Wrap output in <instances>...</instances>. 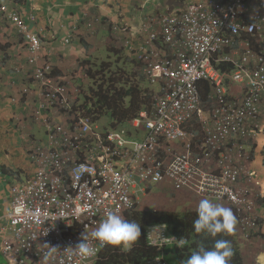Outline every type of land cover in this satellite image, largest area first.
Segmentation results:
<instances>
[{
  "label": "built area",
  "instance_id": "built-area-1",
  "mask_svg": "<svg viewBox=\"0 0 264 264\" xmlns=\"http://www.w3.org/2000/svg\"><path fill=\"white\" fill-rule=\"evenodd\" d=\"M240 1H192L175 14L155 18L160 33L145 29L146 37L139 41L113 28L142 64V74L160 83L151 111H141L131 123L142 134L140 141L127 140L124 130L102 131L90 117L76 114L67 95L70 83L53 73L52 56L38 62L43 29L29 24L33 16L24 20L0 2V35L11 25L23 38L25 63L36 87V106L16 121L37 123L45 135L29 137L33 177L10 187V209L1 232L11 236L0 246L8 264H93L106 245L91 234L106 214L123 216L148 186L165 182L176 191L227 203L242 239L262 237L251 187L256 174L244 172L240 161L245 157L243 142L256 135L255 127L264 118V0L254 5ZM159 36L163 49L155 43ZM71 38L72 33L62 44L69 45ZM224 64L231 65L230 76L219 69ZM201 82L209 86L211 105L201 101ZM228 82L244 83L239 99L228 100ZM31 95V88L22 86L13 102L25 98L29 106ZM208 105L210 116L202 117ZM194 119L201 124L198 140L188 129ZM243 175L246 182L240 185ZM83 233L95 247L89 258L72 251ZM147 238L157 249L185 243L169 237L162 224L150 225ZM146 264L165 263L156 258Z\"/></svg>",
  "mask_w": 264,
  "mask_h": 264
},
{
  "label": "crops",
  "instance_id": "crops-1",
  "mask_svg": "<svg viewBox=\"0 0 264 264\" xmlns=\"http://www.w3.org/2000/svg\"><path fill=\"white\" fill-rule=\"evenodd\" d=\"M193 0H0L2 5L8 8H15L21 12L24 19L34 17L33 24L36 28H42L41 35L42 49L38 62L51 54L54 59V72L59 75L67 73V69L75 65L78 59L91 55L99 48H107L106 45H122V39L116 41L110 38L111 26L117 27L120 32H127L129 29L140 30L141 22L147 17H157L168 12L175 14ZM94 30L88 33V27ZM156 29V28H155ZM157 30V29H156ZM94 31V33H93ZM72 33V42L69 46L62 44V41ZM124 34V33H123ZM126 35L124 34V38ZM119 38V37H118ZM0 246L4 239L10 238V234L1 228L6 226L4 218L10 209V187L22 184L33 177L34 167L28 160L27 149L29 139H44L38 132L41 126L33 122L16 121L17 116L21 119L31 112L36 106L35 90L32 82L24 75L18 73L16 66H25V51L23 40L8 25L0 35ZM94 45V46H92ZM92 50V51H91ZM94 50V51H93ZM88 54H87V53ZM6 58V59H5ZM5 59V60H4ZM74 65L72 67H74ZM28 69V68H27ZM12 83H18L13 87ZM239 85V84H238ZM22 86L30 87L31 97L28 98L31 104L13 102ZM228 90H230L228 88ZM228 100L239 99L236 93H229ZM205 105V104H204ZM210 111V110H209ZM207 107L202 109L206 117ZM256 135L243 142L244 159L241 166L244 172L255 171L256 178L253 185V193L256 195L257 212L261 222V229L264 231V118L259 120ZM43 133L44 129L42 128ZM189 131L195 136L201 135V124L194 119ZM30 137V138H29ZM199 139V138H198ZM177 151L180 146H177ZM246 182L244 176L240 179V185ZM195 199V200H193ZM193 206L198 208L200 199L192 198ZM213 203H218L212 201ZM225 207V203H219ZM240 246L245 264H256L255 259L259 251L264 249V234L259 239L244 240L241 238ZM255 253V254H254ZM255 255L250 260V255ZM252 259V258H251ZM0 264H8L6 258L0 251Z\"/></svg>",
  "mask_w": 264,
  "mask_h": 264
},
{
  "label": "trees",
  "instance_id": "trees-1",
  "mask_svg": "<svg viewBox=\"0 0 264 264\" xmlns=\"http://www.w3.org/2000/svg\"><path fill=\"white\" fill-rule=\"evenodd\" d=\"M110 31V38L120 41L113 28H110ZM156 33L159 34L160 30H156ZM158 38L159 40L155 43L159 49H163L160 36ZM0 47L3 48L1 45ZM106 47V52L114 55L102 57L96 52H92L91 55L86 52L88 55L78 59L75 65L73 63L74 67L72 65L70 69H67L66 74H57V76L69 81L67 95L74 100L73 111L76 114L90 117L98 123L99 127H101L103 116L108 115L109 128L104 126L100 129L107 132L124 130L126 139L134 141V139H140V135L138 130L132 128L131 123L141 111H151L154 98L160 92V83H151L150 79L142 74V64L127 51L126 47L109 43ZM111 56L115 58L110 59ZM27 68L21 69V72H24V75L32 82L30 68ZM231 68L230 64L221 66L222 70H231ZM53 73L56 75L54 71ZM198 87L202 103L209 101L208 104L211 105L208 84L201 82ZM18 100L20 103L27 101L25 98H18ZM208 106H206V114L210 116V111H208L210 106ZM201 137L197 135L195 140ZM231 146L232 144L229 143L228 147ZM151 189L152 187L148 186L146 194L150 193ZM141 203L147 209H141L136 205L123 214L125 219L139 223L140 238L131 247L106 245L100 250L93 264H146L147 261L155 258H161L165 264H183L198 244L203 243L207 248L213 245V238L194 232L193 221L196 219L197 209L183 212L167 211L149 209V200ZM155 224L167 226L170 235L184 237L185 244L183 246L171 245L159 250L150 246L147 239V228ZM215 239H227L231 242L234 254L230 264H245L240 246L238 223L234 234L230 236L220 234Z\"/></svg>",
  "mask_w": 264,
  "mask_h": 264
},
{
  "label": "clouds",
  "instance_id": "clouds-1",
  "mask_svg": "<svg viewBox=\"0 0 264 264\" xmlns=\"http://www.w3.org/2000/svg\"><path fill=\"white\" fill-rule=\"evenodd\" d=\"M193 1H195V0H193ZM205 1H207V0H205ZM191 2H189L188 4H190ZM185 7H183L179 11L183 10ZM9 9H15V8L10 7ZM18 12L20 13L21 17L23 18L21 12L20 11H18ZM162 15H172V14L168 13V12H164V14H162ZM159 16H161V15H158L157 17H159ZM157 17H155V18H157ZM155 18L146 16V19L143 22H141L142 26H141L140 30H133L132 31L131 30L132 28H131V29H129L128 32L131 34H134L136 36V39L139 41V39L146 37L145 29L146 30H152L153 29V30H155V32H156V29L159 30V27L154 22ZM24 20H26V19H24ZM35 24H36V22H34L33 25H35ZM111 28L118 29L117 27H114V26H111ZM88 30H89V32H91V30H94V29L90 26V28H88ZM14 31H15V29H14ZM93 33H94V31H93ZM22 40H23V38H22ZM157 40H159V38ZM40 42H41V37H40ZM70 43H69V45H70ZM41 45H42V42H41ZM69 45H67V46H69ZM122 46H124L123 42H122ZM23 49H24V46H23ZM49 55H51V54H48L47 56L49 57ZM52 60H53V62H52V64H53L55 62V59L53 56H52ZM20 69H23V68L19 67V70ZM27 79H28V77H27ZM12 84L18 85V83H12ZM139 135H140V139H141L142 134L139 133ZM241 162L242 161H240V165H241ZM252 172H255V171H252ZM256 177L257 176H255V178ZM186 191L189 192L188 190H179L178 192H185L186 193ZM189 193H191L195 198L200 199V202H199L198 208H197L196 219L193 221L194 232L196 234H203L207 237L213 238L214 243L211 246V248L205 247L203 243L198 244L197 248L191 252L189 258H187L183 262V264H230L231 258L234 254L231 242L227 239H215V238L220 234H223L225 236H230V235L234 234L235 228L237 225V218H236L233 210L231 208H229L230 205H228L227 203H225L223 201H215L218 203H213L212 201H210L207 198L202 199L192 192H189ZM254 199H255V205H256L257 197L255 194H254ZM219 203H225L226 204L225 206H229V207H224L223 205H221ZM162 225H164V224H162ZM165 227H166L167 235L169 237H176L180 240L185 239L184 237H178V236L170 235L167 226H165ZM140 236H141V228H140L139 223H136L135 221H129V220L125 219L122 215L110 211L106 214V217L99 223V226L92 232L91 239L95 240L96 242L100 243L101 245H107V246H113V247H118V246L131 247V245L134 244L140 238ZM240 237H241V235H240ZM89 239H90L89 236H87L86 234L83 233L81 238H80V242L72 249L73 254L78 255L81 258L92 257L95 254V247L89 243ZM160 239L163 240L164 238H161V236H160ZM185 242H186V239H185ZM171 245H177V244L174 243ZM171 245H169V246H171ZM164 247H168V246H164ZM52 249H53V251L56 250L55 248H52ZM151 260H153V259H151Z\"/></svg>",
  "mask_w": 264,
  "mask_h": 264
},
{
  "label": "rangeland",
  "instance_id": "rangeland-1",
  "mask_svg": "<svg viewBox=\"0 0 264 264\" xmlns=\"http://www.w3.org/2000/svg\"><path fill=\"white\" fill-rule=\"evenodd\" d=\"M87 27H90L87 26ZM94 46V45H92ZM252 47L254 49H256V44L253 43ZM95 48V46H94ZM92 51V50H91ZM94 51V50H93ZM96 54L101 55L102 57H107L108 55H114L112 53H108L106 52V49L104 48H99L96 51ZM115 56H111L110 59H114ZM222 66V65H221ZM221 66L219 67V69L223 72H225L227 75L230 76V73L232 72V68L231 70H222ZM228 80H232L230 77L227 78ZM244 83L243 84H236L234 82H228L227 83V87L230 89L228 90L229 93H236L237 97L241 96V94L244 93L245 89L243 88ZM203 116H205L203 114ZM102 124H100V128H103L104 126H106L107 128H109V116L108 115H104L103 118L101 119ZM40 133L39 136L44 137L45 135L43 133L42 128L39 129L38 131ZM140 139H134V141H139ZM151 192L148 194H145L143 197L139 198V202H138V207L141 209H147L145 205H143L141 202L145 201V200H149L150 205H149V209L155 208V209H159V210H174V211H178V212H183L185 210H192L193 208L195 209V207L192 205L193 203V199L192 201L190 200L191 197L195 198L191 193L187 192H178L173 190L172 186L168 183H162L160 185H152L151 186ZM145 199V200H144ZM255 254V253H254ZM250 255V260L252 261L254 259L255 255ZM247 264V263H246Z\"/></svg>",
  "mask_w": 264,
  "mask_h": 264
},
{
  "label": "water",
  "instance_id": "water-1",
  "mask_svg": "<svg viewBox=\"0 0 264 264\" xmlns=\"http://www.w3.org/2000/svg\"><path fill=\"white\" fill-rule=\"evenodd\" d=\"M264 252L261 251V253L256 257L255 263L256 264H264Z\"/></svg>",
  "mask_w": 264,
  "mask_h": 264
},
{
  "label": "bare ground",
  "instance_id": "bare-ground-1",
  "mask_svg": "<svg viewBox=\"0 0 264 264\" xmlns=\"http://www.w3.org/2000/svg\"><path fill=\"white\" fill-rule=\"evenodd\" d=\"M240 2H242V1H240ZM255 2H256V0H248V1H245V0H244L242 3H243V4H247V5H248V4H252V5H254Z\"/></svg>",
  "mask_w": 264,
  "mask_h": 264
},
{
  "label": "flooded vegetation",
  "instance_id": "flooded-vegetation-1",
  "mask_svg": "<svg viewBox=\"0 0 264 264\" xmlns=\"http://www.w3.org/2000/svg\"><path fill=\"white\" fill-rule=\"evenodd\" d=\"M263 252H264V249H263ZM260 253H261V251L258 252V255H259ZM258 255H257V256H258ZM257 256H256V257H257ZM263 263H264V262H263Z\"/></svg>",
  "mask_w": 264,
  "mask_h": 264
}]
</instances>
